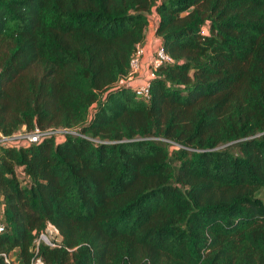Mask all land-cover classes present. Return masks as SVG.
Instances as JSON below:
<instances>
[{
	"label": "trees",
	"instance_id": "obj_1",
	"mask_svg": "<svg viewBox=\"0 0 264 264\" xmlns=\"http://www.w3.org/2000/svg\"><path fill=\"white\" fill-rule=\"evenodd\" d=\"M34 127L77 133L0 144V264L46 222L44 264H264V0H0V133Z\"/></svg>",
	"mask_w": 264,
	"mask_h": 264
},
{
	"label": "built area",
	"instance_id": "obj_2",
	"mask_svg": "<svg viewBox=\"0 0 264 264\" xmlns=\"http://www.w3.org/2000/svg\"><path fill=\"white\" fill-rule=\"evenodd\" d=\"M152 17H150L151 19ZM158 38L155 39V44L153 46V52L147 61L146 68L144 69V74L141 76L140 80L136 79L133 75L134 70L139 65L140 58L144 54V45L137 44L136 49L132 57L130 58L129 64L130 69L126 76H123L118 79V84H128L134 88V91L139 96H147L149 83L147 79L153 75V71L151 66H156L160 60L167 59L168 56L162 51L161 47L159 46ZM66 132L77 133L74 129L66 128V127H56V128H38L34 127L30 131L25 132H17L10 135H3L0 133V144H12V143H28L34 142L39 140L43 136H48L51 134L61 135ZM49 230L53 233L54 237L50 238L46 235L45 231ZM3 230V226L0 224V232ZM58 239V232L56 228L49 222H46L44 231H41L37 237L34 239L33 243V255L30 258V264H44L42 259L37 255V245L38 242L41 240L42 242L52 245L54 244L53 240ZM4 257V260L9 263L10 259L6 254L1 253ZM10 264V263H9Z\"/></svg>",
	"mask_w": 264,
	"mask_h": 264
},
{
	"label": "rangeland",
	"instance_id": "obj_3",
	"mask_svg": "<svg viewBox=\"0 0 264 264\" xmlns=\"http://www.w3.org/2000/svg\"><path fill=\"white\" fill-rule=\"evenodd\" d=\"M151 17L152 18L150 19V22H149V28L146 30V37L147 38H146L145 43L143 44L144 45V54L140 58V62H139L138 67L133 72L134 77L136 79H139V80L142 78L141 76H143V74H144V69L146 68L147 61L153 52V46L155 44V39L157 38L154 35V25H155L156 15L153 14ZM17 175L20 178L21 174H20L19 170H17ZM255 194L257 196H259L261 199H263V201H264V186L259 187V189L256 191ZM45 233L50 238L54 237L53 233L47 229H46Z\"/></svg>",
	"mask_w": 264,
	"mask_h": 264
}]
</instances>
